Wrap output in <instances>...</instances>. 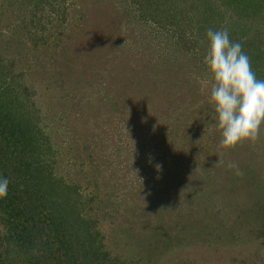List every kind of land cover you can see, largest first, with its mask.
<instances>
[{
	"label": "rangeland",
	"instance_id": "1",
	"mask_svg": "<svg viewBox=\"0 0 264 264\" xmlns=\"http://www.w3.org/2000/svg\"><path fill=\"white\" fill-rule=\"evenodd\" d=\"M164 1L0 0L3 73L116 264H264V128L220 157L201 84L205 26L264 50L263 15L245 0L184 17Z\"/></svg>",
	"mask_w": 264,
	"mask_h": 264
},
{
	"label": "trees",
	"instance_id": "2",
	"mask_svg": "<svg viewBox=\"0 0 264 264\" xmlns=\"http://www.w3.org/2000/svg\"><path fill=\"white\" fill-rule=\"evenodd\" d=\"M143 1L159 6L160 0ZM237 1L245 0L164 2L182 3L180 14L184 17L201 9L203 14L213 12L222 18L220 8L228 11L237 6ZM249 1L245 6L259 10L264 18V0ZM246 13L250 15L249 11ZM252 41L242 44L253 48L251 65L264 78L262 43L256 37ZM5 68L0 60V177L9 180L8 195L0 200V225L4 229L0 235V264H13L12 247L25 264H116L103 251L100 236L91 223L82 216L74 188L57 183L50 174L43 155V134L27 108L29 102L4 75ZM10 80L14 81L13 77Z\"/></svg>",
	"mask_w": 264,
	"mask_h": 264
},
{
	"label": "clouds",
	"instance_id": "3",
	"mask_svg": "<svg viewBox=\"0 0 264 264\" xmlns=\"http://www.w3.org/2000/svg\"><path fill=\"white\" fill-rule=\"evenodd\" d=\"M206 38V72L201 84L210 92L209 103L215 112V128L221 136L218 148L223 157L238 145L258 140L264 128V80L257 79L242 44L233 42L227 29L209 28ZM220 163L222 159L217 164ZM228 167L236 169L237 175L242 174L234 162H229ZM8 188L9 180L0 177V200L7 197Z\"/></svg>",
	"mask_w": 264,
	"mask_h": 264
}]
</instances>
